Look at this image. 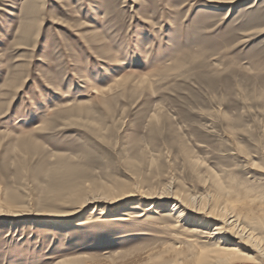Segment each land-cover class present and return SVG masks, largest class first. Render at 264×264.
Returning <instances> with one entry per match:
<instances>
[{"label":"rangeland","instance_id":"1","mask_svg":"<svg viewBox=\"0 0 264 264\" xmlns=\"http://www.w3.org/2000/svg\"><path fill=\"white\" fill-rule=\"evenodd\" d=\"M221 216L264 236V0H0V264L181 261Z\"/></svg>","mask_w":264,"mask_h":264},{"label":"bare ground","instance_id":"2","mask_svg":"<svg viewBox=\"0 0 264 264\" xmlns=\"http://www.w3.org/2000/svg\"><path fill=\"white\" fill-rule=\"evenodd\" d=\"M219 2L229 1V0H214ZM233 2V1H232ZM31 26V25H30ZM29 26V27H30ZM28 27V26H27ZM32 27H34L32 25ZM36 27H34L35 29ZM33 30V29H32ZM31 30V31H32ZM23 32V31H22ZM25 32V31H24ZM27 32V31H26ZM30 34V33H29ZM68 168V167H67ZM69 188V187H68ZM75 188V187H74ZM67 188H65L66 190ZM71 189V187H70ZM69 191V190H68ZM71 191V190H70ZM73 191V190H72ZM74 192V191H73ZM87 192V191H86ZM123 192V191H122ZM72 193V192H71ZM121 193V192H120ZM136 193V192H135ZM128 194V193H127ZM126 194V195H127ZM133 194V192H132ZM138 194V193H137ZM75 194H73L74 196ZM100 195V194H99ZM145 195V194H144ZM128 196V195H127ZM167 196V195H166ZM247 196V195H246ZM126 197V196H125ZM145 197V196H144ZM169 197V196H168ZM242 197V196H241ZM176 198V197H175ZM244 198V197H243ZM111 199V198H110ZM113 199V198H112ZM119 199V198H117ZM123 199V198H122ZM197 199V198H196ZM245 199V198H244ZM98 200V199H97ZM116 199H114L115 201ZM120 200V199H119ZM192 200V199H190ZM239 200V199H238ZM113 201V200H112ZM118 201V200H117ZM187 201V200H186ZM208 201V200H207ZM242 201V200H241ZM143 202V201H142ZM141 201H138V206L142 204ZM185 202V201H183ZM188 202V201H187ZM190 202V201H189ZM238 202V201H237ZM77 203V202H76ZM83 203V202H82ZM196 203V202H195ZM239 203V202H238ZM254 204V203H253ZM77 205V204H75ZM179 205V204H178ZM205 205V203H204ZM201 205V206H204ZM83 206V205H82ZM82 206H79L76 210H74V213H77L80 211V208ZM177 206V205H176ZM190 206V204L188 205ZM192 206V205H191ZM200 206V207H201ZM214 206V205H212ZM211 206V208H212ZM235 206V205H234ZM152 206H150L148 209H151ZM195 207V206H194ZM219 207V206H218ZM175 208V207H174ZM178 208V207H176ZM214 208V207H213ZM106 209V208H105ZM185 209V208H184ZM201 210V208H199ZM204 209V208H203ZM221 209V208H220ZM205 210V209H204ZM226 210V208H225ZM231 209H229L230 211ZM196 211V210H195ZM203 211V210H202ZM224 211V210H223ZM228 211V212H229ZM179 212V211H178ZM187 212V211H186ZM185 212V214H186ZM218 212V211H217ZM239 212V211H238ZM67 213V212H66ZM235 213V212H232ZM243 213V212H242ZM43 214V213H42ZM51 214V213H49ZM68 214V213H67ZM180 214V213H179ZM184 215V213H181ZM219 214V213H217ZM237 214V213H236ZM240 214V213H239ZM53 215V214H51ZM181 215V216H182ZM220 215V214H219ZM180 216V215H179ZM225 216V215H224ZM227 216V214H226ZM230 217V214L228 215ZM232 216H235L233 214ZM247 216V215H246ZM212 220H219L218 215H214V213H211ZM222 217V216H221ZM240 217V216H238ZM223 218V217H222ZM226 218V217H225ZM236 218V217H235ZM252 218V217H251ZM125 217L122 215L114 217V220H124ZM207 218L201 217L199 218L200 223L204 224L207 222ZM221 219V218H220ZM237 219V218H236ZM210 220V219H209ZM238 220V219H237ZM237 220H230V219H221L219 223H215L214 231L208 236L210 238H214L217 240V246L213 250H200L199 252L190 253L185 259L183 260H177V258H173L171 263L165 261L160 262L162 264H184L183 262H188L191 264V261L193 264H231L238 260H255L256 263H264V236L256 235V233L253 230L247 229L242 224H239ZM255 220V219H254ZM197 221V220H196ZM199 222V221H198ZM218 222V221H217ZM250 222V221H249ZM85 221H79L77 222L78 225L85 224ZM251 223V222H250ZM253 224V223H252ZM256 225V224H255ZM253 229V228H252ZM200 230V229H199ZM181 245V244H180ZM175 248V247H174ZM177 249V248H176ZM188 250V248H186ZM185 249V250H186ZM183 251V250H182ZM247 252H252L254 255H249ZM189 252V251H188ZM185 253V251L183 252ZM187 253V251H186ZM179 254H182L180 251ZM177 255V254H176ZM186 255V254H185ZM173 257V256H172ZM179 258V257H178ZM167 260L166 258H163V260ZM170 259V258H169ZM154 261V258L153 260ZM156 261V260H155ZM154 261V263H155ZM157 261V262H159ZM183 261V262H182ZM153 264V262H150V264Z\"/></svg>","mask_w":264,"mask_h":264}]
</instances>
